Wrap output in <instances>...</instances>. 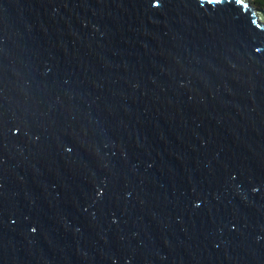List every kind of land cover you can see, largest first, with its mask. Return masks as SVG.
<instances>
[{
  "label": "water",
  "instance_id": "water-1",
  "mask_svg": "<svg viewBox=\"0 0 264 264\" xmlns=\"http://www.w3.org/2000/svg\"><path fill=\"white\" fill-rule=\"evenodd\" d=\"M256 5L0 0V264H264Z\"/></svg>",
  "mask_w": 264,
  "mask_h": 264
},
{
  "label": "trees",
  "instance_id": "trees-1",
  "mask_svg": "<svg viewBox=\"0 0 264 264\" xmlns=\"http://www.w3.org/2000/svg\"><path fill=\"white\" fill-rule=\"evenodd\" d=\"M255 3H256L258 6H264V0H255Z\"/></svg>",
  "mask_w": 264,
  "mask_h": 264
},
{
  "label": "rangeland",
  "instance_id": "rangeland-1",
  "mask_svg": "<svg viewBox=\"0 0 264 264\" xmlns=\"http://www.w3.org/2000/svg\"><path fill=\"white\" fill-rule=\"evenodd\" d=\"M252 2L254 3V5H256L255 0H252ZM256 6H257V5H256Z\"/></svg>",
  "mask_w": 264,
  "mask_h": 264
}]
</instances>
